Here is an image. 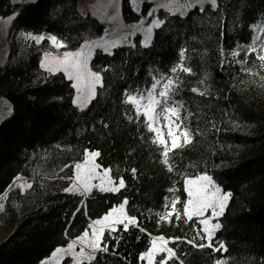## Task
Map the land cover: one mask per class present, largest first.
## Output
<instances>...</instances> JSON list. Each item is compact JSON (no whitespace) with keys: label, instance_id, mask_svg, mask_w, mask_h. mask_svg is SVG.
I'll list each match as a JSON object with an SVG mask.
<instances>
[{"label":"trees","instance_id":"trees-1","mask_svg":"<svg viewBox=\"0 0 264 264\" xmlns=\"http://www.w3.org/2000/svg\"><path fill=\"white\" fill-rule=\"evenodd\" d=\"M217 3L216 10L196 8L184 17L161 11L160 18L166 22L155 30L150 48L120 46L113 50L114 56L98 50L92 61L94 70L112 65L113 71L104 74V88H98L97 100L83 112L71 102L75 95L71 82L62 73L52 75L40 67L44 52H56L47 37L40 44H25L18 36L21 31L56 35L67 45L59 52L73 51L83 43L80 37L101 34L103 26L79 12L78 0H37L20 9L10 29L8 61L0 67V98L13 107L11 116L0 123V195L17 176L31 181L32 187L21 191L13 186L4 201L0 227L11 228V234L0 242V264H41L56 247H65L81 235L90 219L118 206L125 196L129 200L126 211L137 216L139 227L130 225L125 231L119 225L115 232L107 231L103 243L109 252H98L92 264H140V253L151 246V236L157 235L184 238L170 242L184 264H215L217 260L264 264V68L252 53L248 68L253 73L257 69L258 74L250 83L237 84L241 68L230 55L237 43H251L254 33L249 25L264 14V0ZM18 7L11 0H0V16H10ZM148 9L146 3L143 12ZM123 16L128 22L140 18L129 0H123ZM221 47L229 56L223 68ZM182 48L186 49L184 64L192 74L178 73L183 84L176 99L184 102L181 115L186 117L193 142L172 154L176 167L169 173L160 163L162 149L150 143L154 134L146 131L143 117L137 122L133 106L123 103V92L128 88L133 93L136 87L150 84V68L168 72L179 62ZM205 74L208 79L201 84ZM193 87L207 89L209 94L194 93ZM125 114L133 116V121ZM85 149L99 151L97 163L111 168L114 179L123 176L126 188L120 193L93 189L87 198L65 193L63 189L70 185L67 177L74 176V163L84 160ZM132 168L137 169L136 179ZM204 171L233 192L220 220L223 228L215 236L224 242L226 252L187 244L194 237L197 243H207L196 236L201 229L196 218L185 223L173 215L171 223H157V213L166 211L164 197L171 198L168 189L174 188L186 200L185 173L195 176ZM81 199L88 214L82 209L73 217ZM177 207L182 210V205ZM113 237L120 239L118 246ZM168 264H179V260Z\"/></svg>","mask_w":264,"mask_h":264},{"label":"snow or ice","instance_id":"snow-or-ice-1","mask_svg":"<svg viewBox=\"0 0 264 264\" xmlns=\"http://www.w3.org/2000/svg\"><path fill=\"white\" fill-rule=\"evenodd\" d=\"M31 2H34V0H31ZM130 3L138 10L141 0H130ZM206 3L211 5L212 10L218 8L217 0H184V3H180V0H167L166 3L158 2L156 7L147 11V15L142 17L138 24L125 25V27L131 29V31L127 32L124 36L118 39H108L106 36L92 39L87 35L82 36L80 38L83 39V43L74 51L66 50L58 55H53L51 52H44L43 58L40 61V67L52 75L62 73L63 76L71 82V88L75 91V95L71 102L77 109L83 112L93 101L97 100L98 88H104V74L113 71L112 65L94 70L95 66L92 64V61L98 49L108 56H114L113 49H118L121 44L125 43L129 48H137L138 45L145 49L150 48L153 46L155 38L154 30L162 29V26L165 25L166 22L165 19L153 18L151 22L145 26L147 18L153 17L158 8H166L168 12L173 15L178 12L179 15L183 17L188 15L189 9H194L197 5H199V11L204 12V5ZM116 7L117 16L112 17L114 20L119 18V3H117ZM16 15L18 14L14 13L13 16L8 17L6 22L10 23ZM249 27L254 33L252 41L247 46L237 43L236 47L230 52L232 61L241 64L242 70H244L243 65L246 63L247 57L252 53H256V59L260 62V67L264 68V14H261L259 20L249 25ZM137 32L143 34V39L133 42L130 37L135 36ZM24 35L26 38L35 41L36 44H40L45 40L43 34L34 35L29 32ZM221 35L223 36V33H221ZM47 39L56 49L67 47L64 41L59 39L56 35H49ZM257 40L261 41L259 51L257 49ZM243 47L247 48V52L245 53V60L241 61L237 58L240 56V49ZM185 53L186 49L182 48L179 52V62L173 64L168 72H164L159 68L148 69V76L151 80L150 84L146 83L143 88L139 86L136 87L133 93H130L128 88H125L123 92L125 97L123 103L133 106L137 122L143 117L146 131L154 134L150 143L162 149L159 153L162 157L160 163L169 173L173 172L176 167L172 162V154H174L176 150H182L193 142V133L190 131V128L184 124V119H186V117L182 118L181 116V112L184 109V102L176 99L183 84V81L179 79L178 73L192 74V69L186 67L184 64L186 59ZM221 57V68H223L225 63L223 58V47H221ZM247 71L251 72V69H247ZM207 79V74H205L200 80V83L204 84ZM261 79L264 80V76H261ZM191 91L201 96L209 94L207 89L200 91V89L193 87ZM8 114L11 115L10 108ZM125 115L129 122L133 121V116ZM191 115L192 113L189 112L188 116L190 117ZM161 117H163V124L161 123ZM103 127L108 128L109 125L103 124ZM165 127L167 128V138L163 131ZM141 139H143V137H141ZM100 155L99 151L84 150L83 162H75L74 176L67 177L70 181V185L63 189L65 193L87 198L92 194L93 189H98L99 192L102 193H120L122 189L126 188L123 176H119L118 180L114 179L111 174V168H104L102 171H98L101 165L96 162V158ZM64 167L68 168L70 166L64 165ZM117 173H119L118 168ZM131 174L133 179H136L137 169L132 168ZM16 181H23L16 185L21 191H26L32 187V184L23 180L21 176H17L14 179V183ZM94 181H99V183H94ZM11 189L12 185H9L8 189L0 195V201L7 200L8 192ZM168 191L175 192L176 190L174 188H169ZM183 191L187 194V199L183 201L180 199L179 195H175L170 201L167 196L164 197V208L167 209L170 204L171 210H166L163 214L157 213L159 216L157 223L160 224L165 221L171 223L173 215H175L176 221L179 222L184 220L185 223L192 221L195 217L199 225H202V229L196 232V236H198L201 241L207 240V243H197L194 237L193 239H188L187 244L199 250L208 248L219 252L223 249L226 252L227 248L223 241H219V247L213 246V238L216 236L217 232L223 228L220 218L224 216L229 202L233 198V192L224 190L207 171L195 176L185 173ZM128 203L129 200L125 196L118 206L111 207L110 210L101 217L90 219V223L81 235L72 239L66 247H56L51 252L50 257L42 260L41 264H61L65 257H71L72 264H85V261H87L88 264H92V261L96 260V254L98 252H109L108 244L103 243L102 245V241L106 240V230L109 233H113L116 231L117 225H122L125 231L129 229L130 225L139 227L137 216L129 215L126 211ZM178 204L182 205V210L178 209ZM82 209L84 214L87 215V205L84 199H81L80 206L76 208L72 216L75 217ZM4 210V203H0V212ZM139 230L145 232V229L142 227L139 228ZM67 234L68 230L66 229L65 236H67ZM113 239H115L116 245L118 246L120 239L118 237H113ZM137 239H139V237ZM183 239L182 237L175 236L167 239L164 235L151 236V246L148 247L146 251L140 253L139 258L141 260H146L147 264H168V262L172 261L174 258L179 260V264H184V261L180 260L177 256L176 250L168 246L170 242H183ZM77 244L80 245L79 252L75 251ZM86 249H88V251H86ZM160 253H166V255L158 259V254ZM113 254H115V252H113ZM215 264H224V262L217 260Z\"/></svg>","mask_w":264,"mask_h":264},{"label":"rangeland","instance_id":"rangeland-1","mask_svg":"<svg viewBox=\"0 0 264 264\" xmlns=\"http://www.w3.org/2000/svg\"><path fill=\"white\" fill-rule=\"evenodd\" d=\"M36 1L37 0H34V2H31V0H15V2H14V0H12V3L13 4H27V3H35ZM158 2L159 3H166L167 0H141V3L139 4V8L137 10L136 8H134L131 5L130 0H129V3H130V6L132 7V10L134 12L140 14L141 18L145 17L147 15V12L144 13L142 11L144 9V5L146 3L149 5V9H151V8L156 7V4ZM117 3H119V5H120L119 18L114 20V19H112V17L117 16V7H116ZM180 3H184V0H180ZM208 5H210V4L206 3L204 5V8L206 6H208ZM196 7L199 8V5H197ZM78 9H79V11L82 14L91 15L101 25H103L105 30H104L103 35L100 36V37H105L106 36V38H108V39H118V38L124 36L127 32L131 31V29L125 27V25H131V24H138L139 23V22H128V21H126L124 19V17H123V0H78ZM162 9L168 11L166 8H158L153 17H148L147 18V20L145 22V26H147V24L150 23L153 18H159L160 19L159 11L162 10ZM190 10H192V9H189L188 13L190 12ZM14 13H17V12L15 11ZM175 15H179V13L177 12ZM11 16H13V14L10 15V16H7V17L0 16V67L4 66L7 63V61H8L9 49H10V36H9L10 28L12 26L13 20L16 18L17 15L15 16V18L10 23L6 22L8 20V17H11ZM25 33H27V32L19 33L18 38L23 40V42L25 44L27 42L33 41L30 38H26V36L24 35ZM257 35H259V34H257ZM137 37L140 40H142L143 39V34L140 33V32H137L136 35L130 37V39L133 42H136V38ZM91 38L92 39H96L98 37H94L93 36ZM260 43H261V41L257 40V49H258V51H259ZM125 45H127V44L126 43L125 44H121L120 46H125ZM244 46H247V45H244ZM246 52H247V48L246 47L241 48L240 49V56L237 59H239L241 61H244ZM51 53L53 55H58V54H62L63 52H59V49H56V52H51ZM220 55H221V51H220ZM255 55H256V53H255ZM42 58H43V55H42ZM223 58H224L225 62H227V60L229 58V56H228V54H227V52L225 50H224V57ZM221 59H222V57H221ZM248 60H249V56L247 57L246 63L243 65V69L244 70H242L241 64L234 62L235 65H239L240 68H241V76L237 77L238 78L237 84L250 83L248 80L251 81V80H253V78L255 76H257V73H258L257 69L254 71V73L252 72V69H251V72L247 71V69H249L248 68ZM252 67H254V66H252ZM43 70H45V69H43ZM251 90L254 91V89H251ZM9 108L11 109V114H12L13 113L12 104L7 99L0 98V123L4 119H6V118L11 116V115L8 114L9 113ZM181 116H182V118H184L183 114ZM161 123L162 124L164 123L163 117H161ZM184 124L187 125L185 120H184ZM163 131H164L165 137L167 138V128L166 127L163 128ZM103 169L104 168L101 167L100 169H98V171H102ZM23 180H26L28 183H31V181H29L26 178H23ZM21 182H23V181H16L15 183L13 182L12 187L16 186L18 183H21ZM94 183H99V181H94ZM175 192H172V194L170 196L171 198L169 199V201L176 195ZM4 201H0V203H4ZM166 210L167 211L171 210V205L170 204H169V206H168V208ZM213 222H215V221H213ZM118 226L119 225H117V227ZM200 228L202 229V225H200ZM10 229L11 228L0 227V242L5 240V239H7V237L11 234V230ZM106 232H107V230H106ZM206 242H207V240H206ZM102 244H103V241H102ZM168 246L170 247V243H169ZM213 246L219 247V241L216 240L215 237L213 238ZM79 250H80V245L77 244L75 251L79 252ZM86 251H88V249H86ZM161 254H166V253H160V254H158V256L161 255ZM85 262H87V261H85ZM61 264H72V258L71 257H65V259L61 262ZM140 264H147V261L140 259Z\"/></svg>","mask_w":264,"mask_h":264}]
</instances>
